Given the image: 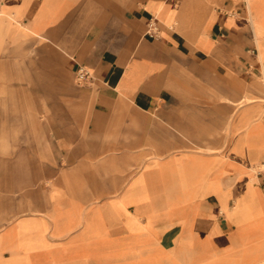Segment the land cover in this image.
Listing matches in <instances>:
<instances>
[{
    "label": "crops",
    "instance_id": "1",
    "mask_svg": "<svg viewBox=\"0 0 264 264\" xmlns=\"http://www.w3.org/2000/svg\"><path fill=\"white\" fill-rule=\"evenodd\" d=\"M2 88L58 156L0 264H264V0H1Z\"/></svg>",
    "mask_w": 264,
    "mask_h": 264
},
{
    "label": "rangeland",
    "instance_id": "2",
    "mask_svg": "<svg viewBox=\"0 0 264 264\" xmlns=\"http://www.w3.org/2000/svg\"><path fill=\"white\" fill-rule=\"evenodd\" d=\"M57 76L66 79L65 75ZM33 77L36 80V76L31 75L30 84H33ZM49 81L47 75V88L50 85ZM73 82L76 83V80ZM46 92V96H49L50 90L47 89ZM35 96L37 92L31 89L30 97ZM11 97L4 88L0 89V227L8 220L22 215L23 191H26V212L28 208L34 209L37 193L34 199L32 195L28 196V193L37 191L39 187L44 188L48 172L45 166L55 163L58 156L55 142L44 135L43 128L39 127V121L35 120L38 119L37 107L30 106L29 111L26 107L30 121L22 123L15 119L21 116L23 107L11 104L14 101ZM23 124L29 125L24 133ZM23 166L30 168L24 169Z\"/></svg>",
    "mask_w": 264,
    "mask_h": 264
},
{
    "label": "built area",
    "instance_id": "3",
    "mask_svg": "<svg viewBox=\"0 0 264 264\" xmlns=\"http://www.w3.org/2000/svg\"><path fill=\"white\" fill-rule=\"evenodd\" d=\"M1 4V0H0ZM151 29H155V26L151 24ZM90 79L89 72L84 67H78L75 75V80L77 84H85Z\"/></svg>",
    "mask_w": 264,
    "mask_h": 264
},
{
    "label": "bare ground",
    "instance_id": "4",
    "mask_svg": "<svg viewBox=\"0 0 264 264\" xmlns=\"http://www.w3.org/2000/svg\"><path fill=\"white\" fill-rule=\"evenodd\" d=\"M91 189V188H90Z\"/></svg>",
    "mask_w": 264,
    "mask_h": 264
}]
</instances>
